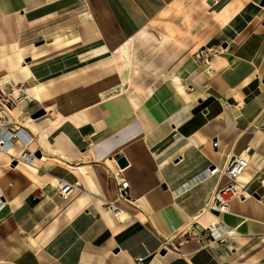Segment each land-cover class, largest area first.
Listing matches in <instances>:
<instances>
[{"label":"crops","instance_id":"1","mask_svg":"<svg viewBox=\"0 0 264 264\" xmlns=\"http://www.w3.org/2000/svg\"><path fill=\"white\" fill-rule=\"evenodd\" d=\"M17 84L24 101L0 110L20 135L0 149V264H264V0H0V85ZM23 149L39 155L16 162ZM241 153L250 195L220 214L237 235L161 251L227 183L204 170ZM52 178L79 187L63 198Z\"/></svg>","mask_w":264,"mask_h":264},{"label":"built area","instance_id":"2","mask_svg":"<svg viewBox=\"0 0 264 264\" xmlns=\"http://www.w3.org/2000/svg\"><path fill=\"white\" fill-rule=\"evenodd\" d=\"M213 1H219V0H213ZM210 57L209 51H200L197 55L194 56V61L196 63H202V64H208V60ZM210 68V66H207ZM19 89L18 95H14V89ZM22 86L15 85V87H11L9 91L7 89L5 90L6 93H1L4 95L5 98H8V100L3 99L0 101V110L5 111L4 105L7 107L10 105L9 102L13 103H19L22 102L25 99V91L24 89H21ZM2 118L3 123L6 124L7 121L6 118L0 114V119ZM256 123L259 126H264V110L259 115ZM8 126V125H5ZM15 135V134H14ZM3 136H0V149L4 146V140L1 138ZM212 145L214 148L217 147V141H213ZM36 151H21L16 157V162H22L25 164H31L33 159L35 158ZM249 163V155L247 153H241L238 155L229 154L227 156V159L225 163L222 166L217 165H210L204 170L205 177H211V176H217L218 178L225 177L227 179V183L217 186L206 198V201L204 203L201 215H213L216 218V222L221 224L220 221V214L226 213L229 211V202L232 199H241L245 198L246 196H249L250 193L246 191V189L243 186H240L237 182L240 175L243 173L245 168L247 167ZM114 173V179L117 185V196L115 200L108 201L106 203V209L109 210V212L115 217V218H121L124 210L118 205L117 201L121 199H126L129 197V182L128 180L123 177L122 172L116 171ZM53 185L55 186L57 193L62 196L63 198H67L75 189L79 187L78 182H68L67 180L63 178H54ZM226 233L222 236L215 237L213 234V230L211 227H206L204 229L203 233H196L194 230L192 232V236L195 237L198 241L204 240L205 246H212L215 243H225L229 239L233 238L235 235V230L231 227H226ZM175 238H169L161 243V251H168L172 249V242ZM160 251V252H161ZM159 254V252L157 253ZM156 256L153 255V257ZM145 257H136L133 261V264H145Z\"/></svg>","mask_w":264,"mask_h":264},{"label":"bare ground","instance_id":"3","mask_svg":"<svg viewBox=\"0 0 264 264\" xmlns=\"http://www.w3.org/2000/svg\"><path fill=\"white\" fill-rule=\"evenodd\" d=\"M130 75L128 76V74H126V78H129ZM127 86V84H126ZM0 90L4 93L5 92V88L2 87L0 85ZM17 93H19V89L15 88L14 89V95H18ZM109 97H111V94L109 95ZM24 101V100H23ZM22 101V102H23ZM22 102H19V103H15V105H20ZM5 107V111L7 113H12V108H9L7 107L6 105H4ZM3 123V120L2 118L0 119V129H2L4 132L1 133L0 132V136H3L1 138H3L4 141H8L9 139H11L12 141L19 135V132L18 134H13L12 132H10L8 130V126H5V125H8V122L6 124H2ZM11 136V137H10ZM29 151L28 149H23L22 151ZM109 163H113L114 164V160L111 158L108 160ZM120 166H117L116 169H118V171H122L123 169L122 168H119ZM203 177H205V173H203L202 175ZM54 178L51 179V181L53 182ZM79 183V182H78ZM121 202V201H120ZM125 215V212L123 213L122 217H124ZM220 223V222H219ZM216 222V218L209 214V215H200L199 213L197 214L196 213V216H193V217H190L189 221L181 228H179L177 231H175L174 233H172L170 235V238H176L178 235H185L186 237H191L192 236V232L194 230V225L195 224H198V225H202L204 228L206 227H211V229L213 230V234L215 237H218V236H222L226 233V229H225V226L224 224H219ZM235 235H237V233L235 232Z\"/></svg>","mask_w":264,"mask_h":264},{"label":"rangeland","instance_id":"4","mask_svg":"<svg viewBox=\"0 0 264 264\" xmlns=\"http://www.w3.org/2000/svg\"><path fill=\"white\" fill-rule=\"evenodd\" d=\"M17 85H18V84H17ZM18 86H22L21 89H24V86H23V85L19 84ZM2 87H3V86H2ZM11 87H15V85H10L9 87H6L7 91H9ZM24 91H25V90H24ZM25 93H26V91H25ZM25 96H26V95H25ZM3 99L8 100V98H5L4 95H3V94L1 93V91H0V101L3 100ZM8 101H9V100H8ZM9 104H10V105L8 106L9 108H13V106H15V103H13V102H11V101L9 102ZM1 110H2V109H1ZM10 114H11V113H10ZM184 236H185V235H184ZM184 236H182V237H184ZM178 237L181 238V235H178Z\"/></svg>","mask_w":264,"mask_h":264},{"label":"water","instance_id":"5","mask_svg":"<svg viewBox=\"0 0 264 264\" xmlns=\"http://www.w3.org/2000/svg\"><path fill=\"white\" fill-rule=\"evenodd\" d=\"M41 114H42V112L39 113L38 115H41ZM38 115H36V116H38ZM35 154L38 156L39 155V151H36ZM117 163H118V165L120 167H124L126 165V160H125L124 157H120V158L117 159Z\"/></svg>","mask_w":264,"mask_h":264}]
</instances>
